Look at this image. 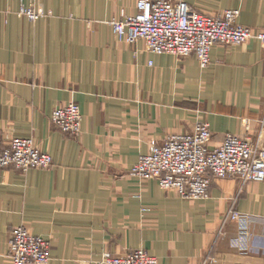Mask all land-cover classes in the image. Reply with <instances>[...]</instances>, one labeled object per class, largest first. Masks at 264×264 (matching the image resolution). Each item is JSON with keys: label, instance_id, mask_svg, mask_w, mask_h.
Segmentation results:
<instances>
[{"label": "crops", "instance_id": "0c3cea01", "mask_svg": "<svg viewBox=\"0 0 264 264\" xmlns=\"http://www.w3.org/2000/svg\"><path fill=\"white\" fill-rule=\"evenodd\" d=\"M204 14L241 11L264 31V0H185ZM139 0H0V137H34L49 169L0 168V264L24 225L51 240L49 264H103L144 248L160 264H264V181L214 179L210 197L182 198L131 175L151 145L209 123L211 145L228 133L264 147V49L250 39L216 44L201 68L195 55L156 54L118 39L110 21ZM50 12L31 21L21 5ZM75 102L78 137L56 128L52 111ZM251 216L242 252L231 210Z\"/></svg>", "mask_w": 264, "mask_h": 264}, {"label": "built area", "instance_id": "2783aa9c", "mask_svg": "<svg viewBox=\"0 0 264 264\" xmlns=\"http://www.w3.org/2000/svg\"><path fill=\"white\" fill-rule=\"evenodd\" d=\"M19 15L37 21L51 15L35 5L22 4ZM240 11L229 9L214 16L204 14L185 0H139L135 14H123L110 21L119 40L134 43L143 40L156 54L179 58L195 55L201 68L211 62L216 44L238 46L250 39L260 41L264 49V31H256L238 22ZM53 125L73 137L82 132L81 107L71 101L52 111ZM209 123L198 122L194 131L168 136L150 146L131 168V175L154 179L161 188L174 190L182 198L202 200L210 197L214 179L233 178L242 184L264 181V147L236 134L225 135L221 145L213 146ZM52 155L41 149L34 137H0V168L23 172L32 168L49 169ZM229 219L236 221L242 252L249 249L251 216L231 210ZM13 264H49L51 240L35 234L28 227L13 228L8 241ZM103 264H160L157 256L144 248L116 256L105 253Z\"/></svg>", "mask_w": 264, "mask_h": 264}, {"label": "rangeland", "instance_id": "374dc122", "mask_svg": "<svg viewBox=\"0 0 264 264\" xmlns=\"http://www.w3.org/2000/svg\"><path fill=\"white\" fill-rule=\"evenodd\" d=\"M226 10H229V9H226ZM226 10H224V11H226ZM239 10V9H238ZM240 11V10H239ZM223 12V11H222ZM240 13H241V11H240ZM239 17H240V15H239ZM239 19V18H238ZM239 22V21H238ZM240 23V22H239ZM42 149V148H41Z\"/></svg>", "mask_w": 264, "mask_h": 264}]
</instances>
